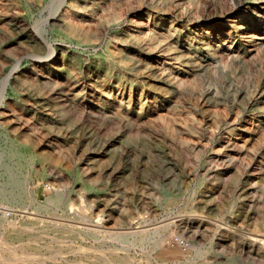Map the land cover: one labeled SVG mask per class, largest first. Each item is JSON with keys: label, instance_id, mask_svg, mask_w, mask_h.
<instances>
[{"label": "rangeland", "instance_id": "obj_1", "mask_svg": "<svg viewBox=\"0 0 264 264\" xmlns=\"http://www.w3.org/2000/svg\"><path fill=\"white\" fill-rule=\"evenodd\" d=\"M59 2L0 0V251L264 264V0Z\"/></svg>", "mask_w": 264, "mask_h": 264}, {"label": "bare ground", "instance_id": "obj_2", "mask_svg": "<svg viewBox=\"0 0 264 264\" xmlns=\"http://www.w3.org/2000/svg\"><path fill=\"white\" fill-rule=\"evenodd\" d=\"M250 1H248L249 3ZM65 3V0H60V2L58 3V6H57V10L59 11L61 6ZM263 4V3H262ZM56 10V11H57ZM28 45H30V43H28ZM56 62H58L60 64V68H58V71L59 72H62L65 74L66 77H70V74L71 72L69 71L68 68H66L65 64L63 63V59H57ZM17 68L14 67V69L11 70V72L9 73V75H7L4 79H3V87H2V90L3 92L6 91V88L7 86L9 85V82L11 80V77L12 75L16 72ZM2 92V93H3ZM3 98V97H2ZM52 202V201H50ZM55 203V202H54ZM78 215V214H77ZM86 216V215H85ZM81 218V217H80ZM78 219V218H77ZM31 220V219H30ZM74 220V219H73ZM76 221V219H75ZM190 221V220H189ZM187 221V222H189ZM34 222H40V223H43L44 221H40V220H36V219H32L30 222H28L27 224L24 225V228L25 229H31V225L34 223ZM85 222H89L91 223V220H88V219H81L80 221H77L78 224H86ZM47 224H51V225H54V226H60V227H66L72 231H75L77 228H81V226L79 225H75V224H67V223H63V222H60V221H55V222H45ZM172 223V222H171ZM97 224V223H96ZM95 224V225H96ZM185 224V223H184ZM44 225V224H43ZM87 225V224H86ZM89 225V224H88ZM92 225V224H91ZM90 226V225H89ZM166 227V226H164ZM139 228V227H138ZM60 229V228H59ZM82 229H84V232H75L77 235L81 236V238L83 239H86V238H94V240H100V241H105L106 239H115L123 244H132V245H135V244H143L147 241H150V240H153L155 238V235L159 232V230H129L127 232H108L102 228H99V227H96L94 225H92V227H82ZM157 229V228H156ZM160 229V228H159ZM61 230V229H60ZM29 231V230H28ZM181 234V233H180ZM48 238V237H47ZM51 239V238H50ZM93 240V239H92ZM114 240V241H115ZM83 241V240H82ZM62 242V241H61ZM71 242V241H70ZM152 242V241H151ZM3 243V242H2ZM1 243V244H2ZM105 243V242H104ZM113 243V242H111ZM116 243V242H115ZM154 243H155V240H154ZM146 244V243H145ZM161 244V243H160ZM3 245V244H2ZM58 245V244H57ZM64 245V244H62ZM68 245V244H67ZM71 245V244H70ZM101 245V244H100ZM110 245V244H109ZM119 245V244H118ZM147 245V244H146ZM78 246V245H77ZM105 246V245H104ZM129 246V245H128ZM149 246V245H148ZM1 247V246H0ZM7 247V246H6ZM3 246V248H1V251H0V264H45V259H47V257L44 259V257H23L22 255H20L19 257L20 258H17L16 256V249L12 248L10 249V247L6 248ZM17 247V246H16ZM70 247V246H69ZM90 247H91V244H90ZM109 247V246H108ZM121 247V246H120ZM22 248V247H20ZM110 248V247H109ZM125 248V247H124ZM71 249V247H70ZM78 249V248H77ZM115 249V248H114ZM113 249V250H114ZM117 249V248H116ZM130 249H133V248H130ZM180 249V248H179ZM21 250V249H20ZM56 250V249H55ZM74 250V249H73ZM82 250V249H81ZM93 250V249H92ZM90 250V251H92ZM97 250V249H96ZM103 250V249H102ZM111 250V249H110ZM79 251V250H78ZM78 251H76V253H78ZM95 251V250H93ZM99 251V250H98ZM101 251V250H100ZM99 251V252H100ZM105 251V250H104ZM108 251V250H107ZM106 251V252H107ZM119 251H122V250H119ZM118 251V252H119ZM165 251V250H164ZM55 252V251H54ZM81 252V251H79ZM82 252H84L82 250ZM89 252V251H88ZM96 251V253H99ZM109 252V251H108ZM112 253L114 251H111ZM57 253V252H55ZM70 253V252H69ZM74 253V252H73ZM87 253V252H85ZM102 254V252H100ZM104 253V252H103ZM114 253H116L117 255V251H115ZM122 253H126V252H122ZM59 254V252H58ZM61 254V252H60ZM71 254V253H70ZM100 254V255H101ZM127 254V253H126ZM133 254V253H132ZM29 255V253L27 254ZM31 255V254H30ZM54 255L56 254H53L50 256L51 259H53ZM107 255L106 253H104L102 256L98 257V256H90L91 258H94L92 259L93 260V263L94 264H109L110 263V259L109 258H106V257H103ZM134 255V254H133ZM143 255V254H142ZM158 255V254H157ZM49 256V255H48ZM63 256V255H61ZM60 256V257H61ZM87 256V255H86ZM119 256V255H118ZM128 257V258H127ZM162 257V256H161ZM219 257L220 255L217 254V253H213L209 256V258H207L205 260V264H226V263H222L219 261ZM113 258V257H112ZM138 258V257H137ZM49 259V258H48ZM121 261H126L127 264H139V263H135L133 262L131 259H129V254L128 255H125V257H120L119 258ZM129 259V260H128ZM50 260V259H49ZM90 260V259H89ZM134 260V259H133ZM50 261H53V260H50ZM56 262V261H55ZM75 262V261H74ZM85 262V261H84ZM114 262V261H113ZM72 263V262H71ZM76 263V262H75ZM78 263V262H77ZM81 263V262H80ZM115 263V262H114ZM70 264V263H69ZM113 264V263H112ZM145 264H148L145 263ZM228 264H239L237 263V261L235 262H232V263H228Z\"/></svg>", "mask_w": 264, "mask_h": 264}, {"label": "built area", "instance_id": "obj_3", "mask_svg": "<svg viewBox=\"0 0 264 264\" xmlns=\"http://www.w3.org/2000/svg\"><path fill=\"white\" fill-rule=\"evenodd\" d=\"M177 243H180V245L182 246V247H185L186 246V243L183 241V240H179L178 239V242Z\"/></svg>", "mask_w": 264, "mask_h": 264}]
</instances>
